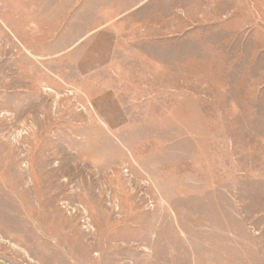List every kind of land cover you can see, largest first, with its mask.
Masks as SVG:
<instances>
[{
  "label": "rangeland",
  "instance_id": "obj_1",
  "mask_svg": "<svg viewBox=\"0 0 264 264\" xmlns=\"http://www.w3.org/2000/svg\"><path fill=\"white\" fill-rule=\"evenodd\" d=\"M0 264H264V0H0Z\"/></svg>",
  "mask_w": 264,
  "mask_h": 264
}]
</instances>
